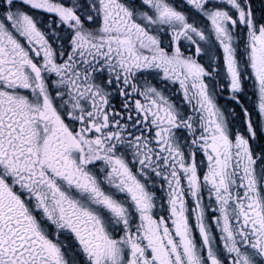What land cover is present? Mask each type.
Here are the masks:
<instances>
[{"label": "snow or ice", "instance_id": "6c2138e0", "mask_svg": "<svg viewBox=\"0 0 264 264\" xmlns=\"http://www.w3.org/2000/svg\"><path fill=\"white\" fill-rule=\"evenodd\" d=\"M0 264H264V0H0Z\"/></svg>", "mask_w": 264, "mask_h": 264}]
</instances>
